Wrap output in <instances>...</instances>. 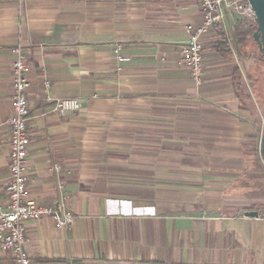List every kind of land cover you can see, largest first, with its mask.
<instances>
[{"label":"crops","instance_id":"1","mask_svg":"<svg viewBox=\"0 0 264 264\" xmlns=\"http://www.w3.org/2000/svg\"><path fill=\"white\" fill-rule=\"evenodd\" d=\"M200 5L0 0V196L10 179L11 50L20 45L28 199L61 200L75 217L66 229L49 217L26 224L32 264H264L262 98L243 66L264 61L237 45L241 17L231 13L202 39L197 83L180 61ZM64 98L83 109L58 115L53 102Z\"/></svg>","mask_w":264,"mask_h":264},{"label":"built area","instance_id":"2","mask_svg":"<svg viewBox=\"0 0 264 264\" xmlns=\"http://www.w3.org/2000/svg\"><path fill=\"white\" fill-rule=\"evenodd\" d=\"M203 19L200 24L187 25L185 30L188 41L181 49L180 63L188 74L201 83L204 75L203 37L215 26L226 23L227 15L237 14L241 18L256 24V17L249 0H200ZM234 38V36H232ZM234 48V47H233ZM14 56V98L13 113L7 120L10 128V179L7 184V198L0 196V264H32L26 243V224L43 218H53L58 227H70L75 217L66 210L61 200L54 206H45L28 199V118L30 114L27 88L29 81L23 50L20 45L11 50ZM121 58V57H120ZM46 102L51 101L47 94ZM53 111L61 116L73 115L83 109L79 98H64L53 102ZM60 167L57 166L56 170ZM3 257H7L5 259Z\"/></svg>","mask_w":264,"mask_h":264},{"label":"rangeland","instance_id":"3","mask_svg":"<svg viewBox=\"0 0 264 264\" xmlns=\"http://www.w3.org/2000/svg\"><path fill=\"white\" fill-rule=\"evenodd\" d=\"M240 20V21H239ZM236 20V25L235 27L237 28H245L246 30H252V28L254 27V24L249 22L246 19H239ZM255 32V31H254ZM250 34V39L248 41L249 47L251 48V50H255L256 53H259L258 47L255 44V42L253 41V32L249 31ZM259 57V55H258ZM243 66L245 67V72L247 74L248 77V82H249V86L252 90V92L254 93V96H256L258 99L262 98V102H259L258 108H256L258 110V112L263 115V109H264V63L263 64H254V66H252L249 70H247V64L243 62ZM257 68V69H256ZM263 95V96H262ZM259 142H258V149H259Z\"/></svg>","mask_w":264,"mask_h":264},{"label":"water","instance_id":"4","mask_svg":"<svg viewBox=\"0 0 264 264\" xmlns=\"http://www.w3.org/2000/svg\"><path fill=\"white\" fill-rule=\"evenodd\" d=\"M256 17L257 29L254 30L253 41L258 47L259 53L264 61V0H249ZM263 130H264V109H263ZM260 153L264 162V132L261 138ZM248 216H258L257 213H248Z\"/></svg>","mask_w":264,"mask_h":264},{"label":"trees","instance_id":"5","mask_svg":"<svg viewBox=\"0 0 264 264\" xmlns=\"http://www.w3.org/2000/svg\"><path fill=\"white\" fill-rule=\"evenodd\" d=\"M256 29H257V24H254V27L252 28V30H249V31H252L254 34V30H256ZM249 31L246 30L245 28L238 29L237 33L235 34L236 35L235 37L237 38V45L239 47H244L245 44L248 43V41L250 39ZM225 45H226V47H228V42H227V39L223 37L220 46H225ZM259 56L261 58H263L261 54H259ZM234 86H236L240 95L246 96V94H248V90H247L245 80H244L243 75L239 69H236V72H235V85Z\"/></svg>","mask_w":264,"mask_h":264}]
</instances>
